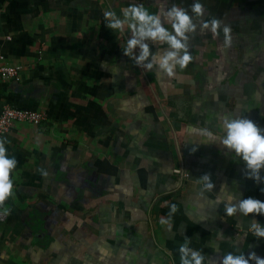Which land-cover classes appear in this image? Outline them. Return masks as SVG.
I'll return each instance as SVG.
<instances>
[{"label":"crops","instance_id":"obj_1","mask_svg":"<svg viewBox=\"0 0 264 264\" xmlns=\"http://www.w3.org/2000/svg\"><path fill=\"white\" fill-rule=\"evenodd\" d=\"M194 2L0 0V54L24 65L20 81L0 79V113L48 115L3 138L17 167L0 264H180L186 237L205 264L227 253L264 258V240L249 234L264 215L226 216L215 203L217 195L264 202V169L260 183L248 179L234 153L192 131L221 135L222 116L264 130V0H199L203 20L231 28V46L223 47V27L215 39L198 27L189 37L193 61L175 78L123 54L127 26L106 27L108 10L176 5L191 16ZM147 43L152 52L166 48ZM205 174L214 188L202 197L196 179Z\"/></svg>","mask_w":264,"mask_h":264},{"label":"clouds","instance_id":"obj_2","mask_svg":"<svg viewBox=\"0 0 264 264\" xmlns=\"http://www.w3.org/2000/svg\"><path fill=\"white\" fill-rule=\"evenodd\" d=\"M193 15H189L184 8L173 5L168 10H161L158 13L150 12L143 4H131L120 10L117 15L115 10H108L104 13L106 27L112 31L123 32L125 26L130 30L131 36L123 49V54L133 59L136 65L147 71L153 69L157 74H163L168 78L177 76V69L183 72L193 61L189 52V37L196 33L199 27L200 33L206 31L212 37L218 38L220 29L223 27L224 48L231 46V28L223 24L220 19L212 18L203 20L205 14L204 5L195 0L191 6ZM195 18V19H194ZM170 25L171 30L165 27ZM148 41L158 47L165 46L163 52H152ZM221 135H217L209 129L192 130L194 135L202 137L203 142H218L219 145L245 165V172L248 179L260 183L261 169H264V130L256 126L254 122L242 117L222 116L219 124ZM6 140L0 139V209L3 214H10V209L5 207V202L13 196V171L17 167L15 157H10L5 147ZM195 151V149H193ZM201 185L200 195L204 192H212L214 184L211 182L210 174L196 179ZM221 192L226 191V186H221ZM235 197L227 196L225 202L217 195L215 203L224 204L226 216H233L239 213L242 216L264 215V202L246 198L234 203ZM176 211L175 205L171 213ZM170 222L165 221V223ZM249 231L258 239H264V226L259 222H251ZM190 239L179 247L180 264H205V256L200 251L191 248ZM264 264V258L258 257L254 252L246 258L243 253H227L222 256L221 264Z\"/></svg>","mask_w":264,"mask_h":264},{"label":"built area","instance_id":"obj_3","mask_svg":"<svg viewBox=\"0 0 264 264\" xmlns=\"http://www.w3.org/2000/svg\"><path fill=\"white\" fill-rule=\"evenodd\" d=\"M23 69V64L11 65L6 63V58L0 54V79L20 81ZM47 120L48 115L41 111L6 107L0 113V139L5 138L16 124L42 125ZM174 172L177 175H182V171L179 169H175ZM7 220L8 215H4L3 211L0 210V224H5ZM249 234L254 236L250 231Z\"/></svg>","mask_w":264,"mask_h":264},{"label":"flooded vegetation","instance_id":"obj_4","mask_svg":"<svg viewBox=\"0 0 264 264\" xmlns=\"http://www.w3.org/2000/svg\"><path fill=\"white\" fill-rule=\"evenodd\" d=\"M249 17H250V16H249ZM260 23H261V21H258V24H257V25L259 26V25H260ZM263 37H264V36H263ZM263 41H264V39H263Z\"/></svg>","mask_w":264,"mask_h":264},{"label":"rangeland","instance_id":"obj_5","mask_svg":"<svg viewBox=\"0 0 264 264\" xmlns=\"http://www.w3.org/2000/svg\"><path fill=\"white\" fill-rule=\"evenodd\" d=\"M261 22L264 23L263 20H261Z\"/></svg>","mask_w":264,"mask_h":264}]
</instances>
